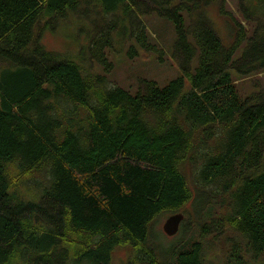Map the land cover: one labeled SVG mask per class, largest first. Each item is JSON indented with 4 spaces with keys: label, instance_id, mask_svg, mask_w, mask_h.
Returning <instances> with one entry per match:
<instances>
[{
    "label": "trees",
    "instance_id": "obj_1",
    "mask_svg": "<svg viewBox=\"0 0 264 264\" xmlns=\"http://www.w3.org/2000/svg\"><path fill=\"white\" fill-rule=\"evenodd\" d=\"M223 4L0 0V264H112L119 250L125 264H203L199 242L156 245L153 225L174 214L171 237L193 223L226 264H264V89L241 97L233 80L264 72V0H238L241 22ZM151 14L173 24L181 76L131 94L82 67L90 50L107 70L116 39L151 52ZM76 23L78 56L43 46Z\"/></svg>",
    "mask_w": 264,
    "mask_h": 264
},
{
    "label": "rangeland",
    "instance_id": "obj_2",
    "mask_svg": "<svg viewBox=\"0 0 264 264\" xmlns=\"http://www.w3.org/2000/svg\"><path fill=\"white\" fill-rule=\"evenodd\" d=\"M223 8L226 12L231 13L233 18L237 21H242L239 15L238 0H224ZM219 5L210 4L207 6L206 14L209 20L213 23L214 29L225 45L231 42L229 38L228 28L226 25V18L219 14ZM146 30L150 36V41L153 46L151 52H145L139 48L134 42L127 41L121 43L118 39L113 41L110 49L104 50L106 63H108L107 70L102 63H99L89 50L82 53L81 61L84 63L82 67L90 70V73H99L105 78L106 87H119L127 90L131 94H135L138 90V83L140 81L155 82L162 87L167 82L181 76L177 65L172 61L171 50L175 40V32L173 24L155 14L148 15L142 19ZM78 24V28L76 26ZM79 23L76 25H68L59 27L52 32H45L41 37L43 46L49 51H56L67 53L72 56H78L82 48L87 46L86 33L89 32L87 25L81 30ZM135 47V52L129 53L131 46ZM92 62V64H90ZM235 85L241 97H246L250 93L257 90L264 89V72L254 74L250 77L239 78L233 75ZM189 181L191 180V172L186 171ZM189 208V207H188ZM194 214V213H192ZM194 216V215H192ZM168 216L162 217L153 225V231L156 234V245L160 243L163 247L169 248L173 243L178 241L188 240L192 242L201 243V257L203 264H226L228 258L227 246H220L217 242L212 243L211 236L201 237L200 232L191 223V235L182 237L177 234L174 237H167L162 232V225ZM192 220V217H191ZM193 222V221H192ZM238 238L234 237L231 242L235 244ZM127 250H119L114 253L112 264H125L127 258ZM173 258V257H171ZM158 260V258H156ZM160 263V260H158ZM255 264V263H249ZM260 264V263H258Z\"/></svg>",
    "mask_w": 264,
    "mask_h": 264
},
{
    "label": "water",
    "instance_id": "obj_3",
    "mask_svg": "<svg viewBox=\"0 0 264 264\" xmlns=\"http://www.w3.org/2000/svg\"><path fill=\"white\" fill-rule=\"evenodd\" d=\"M183 216L180 214H174L169 216L162 225V232L165 236L171 237L178 231L179 224L182 221Z\"/></svg>",
    "mask_w": 264,
    "mask_h": 264
}]
</instances>
